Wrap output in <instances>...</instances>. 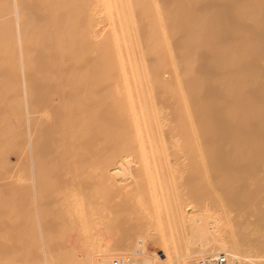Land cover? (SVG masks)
<instances>
[{
    "label": "bare ground",
    "instance_id": "obj_1",
    "mask_svg": "<svg viewBox=\"0 0 264 264\" xmlns=\"http://www.w3.org/2000/svg\"><path fill=\"white\" fill-rule=\"evenodd\" d=\"M154 213L164 264H264V0H0V238L63 253L49 238L80 224L112 238L82 264H160Z\"/></svg>",
    "mask_w": 264,
    "mask_h": 264
},
{
    "label": "rangeland",
    "instance_id": "obj_2",
    "mask_svg": "<svg viewBox=\"0 0 264 264\" xmlns=\"http://www.w3.org/2000/svg\"><path fill=\"white\" fill-rule=\"evenodd\" d=\"M20 148H24V147H21V146L19 147L18 146V151H17L18 153L20 151ZM16 150H17L16 146H12V147H10V148H8L6 150V157L8 158V162L4 163L3 166H2L1 183L3 185H4L3 182H8V181L10 182V179L12 177H14V179H16V181H17V178H16L17 176H18V179L21 178V175H22V170H21V167H20L21 166L20 165V163H21L20 159L21 158H19V154L17 155L16 153H14ZM28 151H26L25 148H24L23 151H22L21 156L24 159L25 164H26V162H27V164H30V166L27 165L26 170L30 171V169H31V171H32V172L30 171V173H29L30 176L32 174L31 179H30L29 176L28 177L31 180L30 181L31 184L33 185L34 184L33 183L34 179H32L34 177V175H33L34 170L32 168L33 167V165H32L33 163H32V160H29ZM120 155L125 156L123 152H121ZM18 158H19V160H18ZM129 158L132 159V160H135V159L132 158V156L131 157L129 156ZM132 160H131V162H133ZM18 161H19V164H18ZM133 163L132 164L135 166V161ZM132 164H131V166H132V170L131 171H132V174H133L134 173L133 171H134L135 167L138 164L136 163L137 165L135 167ZM23 166H24V163H23ZM26 170H24V171H26ZM27 174H26V177H27ZM128 176H126L125 178L123 177V179H125V180L129 179L128 181L131 182L132 179H133L132 178L133 176L132 177L129 176L131 178H129ZM28 177L26 179H28ZM119 178L116 177L117 182L120 180L119 183L123 184L122 181H125V180H123L122 178H120V179ZM11 180H13V178ZM127 180H126V182H127ZM18 181H20V180H18ZM30 182H28V183H30ZM126 182H124V184ZM16 183H18V182H16ZM131 184H133V182ZM131 184H129V185L132 186ZM130 186L128 188H130ZM203 188L205 190V187H203ZM201 189H202V187H201ZM3 190L4 189L2 188V192H3ZM204 190L202 189L203 192L201 191L202 195H205V194L207 195L208 193L206 191H205L206 193L203 194ZM4 194L2 196H4ZM191 195H193V194H191ZM202 195H201V197H202ZM99 196L101 197V195H99ZM207 197L208 196H206L205 198H207ZM190 198H191V196L181 197V199H180V201L178 203V206L181 207V210H182L183 214L186 217H189V218L192 219V224L194 225V227L191 229V231L195 230V229H198L200 227H202V229H203L204 227L201 226V225H207V228H209V231L211 233V231H213V230L210 229L212 224L209 221H207V220L205 221V220H202V219L201 220L197 219L198 216H200V214L202 213V211L201 210H195L194 208H191L192 205L189 204V201H191L192 198H193V200L195 198L193 196H192L191 200H190ZM162 211H163L162 214H164V217H165L164 209ZM35 214L37 216V212L36 211H35ZM154 215H155V213L153 214V216L151 215L152 218L154 217V219H149L150 215L148 217V220L145 218L147 220V221L145 220L146 225H148V223H151L150 222L151 220L153 221L152 224H154V225L149 224L151 227H149V225L148 226L143 225L144 228L142 227L143 228L142 231H144V234H143L142 237L144 238L143 239L144 242L143 241L142 242L144 243V245H146L147 250H148L151 258L156 260V261H158L160 264L161 263L164 264L165 263V260H164L165 259V255L162 252V249L160 250V248H159V240L155 236L156 234H158V233H155V232H157V229H158L157 228V223H158L157 221H158V218L161 216V214H160V216L158 215L159 216L158 218L155 217L156 215L155 216ZM163 220H166V219L163 218ZM259 221H261V220L260 219L258 221L256 220V222H259ZM163 223L165 224L164 227L166 228V221H164ZM64 226L65 227H63L62 230H60V232L65 230V232H63L65 234H63V233L59 234V235H64L63 238H58V240H56L57 238H49V239L54 240L52 242V245L54 244L55 241L62 242V243H57V244H60L59 246L61 247V249L63 247V249H62L63 253L60 252L59 250H57L58 247L56 249V246H54V248L52 246H48L46 244L45 238H41L40 235H39L40 238H0V264H82V261L85 259L84 258L85 254L86 253H87V255L89 254V252L87 250L88 249L87 247L89 246L88 243L91 241V239H90V241H88L89 238L87 236H86L87 238H84V234H88V232H86V230H85L87 227L85 226L86 228L84 229V227H82L80 224H79L80 227H78V225H76V224L72 226V223H69V224L66 223V225H64ZM38 228H40V227L38 226ZM78 228H82V230L80 229L81 232H80V230ZM37 230H38V233H40L39 229H37ZM83 230H85V231H83ZM129 231L131 233L134 232V231H131V230H129ZM84 232H86V233H84ZM135 233H136V231H135ZM132 234H134V233H132ZM65 235H66V237H65ZM183 235H182V237H184ZM130 236H131V234H130ZM128 237H129V235H128ZM134 237H135V235H134ZM142 237H139L137 240L139 242H141L139 239L140 238L142 239ZM93 240H94V238H93ZM93 240H92V242H91V244L89 246L90 251H92L91 248H93V246L95 247V245H93V244L97 243L98 247L101 249V248L105 247L106 244H108V247H109L110 243H112V238H111V236L109 237L108 234L100 235V237L95 242ZM126 240L128 242L130 240L132 241L131 238H130V240H129V238L126 239ZM137 240H136V242L139 244V242ZM178 240L180 241L181 239L179 238ZM168 242H170V241H168ZM91 245H92V247H91ZM196 245L197 244H195V246ZM85 246H87V247H85ZM195 246H191V247H195ZM82 250L85 253L82 252ZM86 250H87V252H86ZM83 254H84V256H83ZM118 254L121 255L122 257H125V258H127L125 255H129L128 253H122V252H120ZM136 256H137V254H134V253L130 254V257L133 260L136 259ZM58 258H61V262L58 261ZM207 258H209V257H207ZM207 258H205L204 260H206ZM227 259L229 260V262H231V261L235 262L232 258L227 257Z\"/></svg>",
    "mask_w": 264,
    "mask_h": 264
},
{
    "label": "built area",
    "instance_id": "obj_3",
    "mask_svg": "<svg viewBox=\"0 0 264 264\" xmlns=\"http://www.w3.org/2000/svg\"><path fill=\"white\" fill-rule=\"evenodd\" d=\"M110 264H135L134 261L128 258H122V257H114ZM200 264H231L227 257L224 256H218L216 258H208L206 260H203L200 262Z\"/></svg>",
    "mask_w": 264,
    "mask_h": 264
}]
</instances>
